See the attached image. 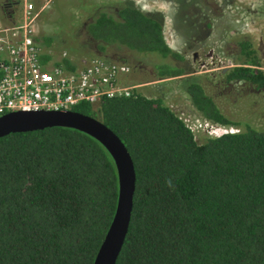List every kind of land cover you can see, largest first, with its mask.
<instances>
[{"label":"trees","instance_id":"16d2710c","mask_svg":"<svg viewBox=\"0 0 264 264\" xmlns=\"http://www.w3.org/2000/svg\"><path fill=\"white\" fill-rule=\"evenodd\" d=\"M162 15L132 1L85 26L92 40L136 53L182 60L166 45ZM38 60L50 38H34ZM36 41V42H35ZM41 47V49H39ZM241 63L222 74L264 90L255 51L237 43ZM67 71L65 58L51 63ZM160 80L179 78L201 120L237 128L221 114L189 68L157 66ZM190 75L191 77H183ZM100 121L122 143L134 170L129 223L114 264H264V131L247 125L197 143L163 102L134 90L128 97L69 108ZM114 166L95 140L46 128L0 138V264H92L112 219Z\"/></svg>","mask_w":264,"mask_h":264},{"label":"rangeland","instance_id":"374dc122","mask_svg":"<svg viewBox=\"0 0 264 264\" xmlns=\"http://www.w3.org/2000/svg\"><path fill=\"white\" fill-rule=\"evenodd\" d=\"M132 1L144 12L162 15V35L166 45L182 60L161 58L153 53H136L120 45L100 44L87 36L84 27L99 13L114 14L122 3ZM13 2H16L14 5ZM37 14L33 40L50 38V62L63 58L82 68L91 58L124 65L128 73L119 75L120 86L136 87L145 98L160 99L186 124L198 118L189 104L180 79L160 80L156 67L190 68L192 77H201L204 93L211 97L223 116L238 123L235 132L247 125L264 131V90L245 83L226 84L222 74L241 63L237 43L247 40L264 73V0H30ZM9 3L7 13L1 10ZM22 0H0V28L20 21ZM83 27V28H82ZM41 49V47L39 48ZM210 53V54H208ZM185 75L183 77H191ZM95 108V107H94ZM95 110V109H94ZM197 143L205 137L192 131Z\"/></svg>","mask_w":264,"mask_h":264},{"label":"built area","instance_id":"2783aa9c","mask_svg":"<svg viewBox=\"0 0 264 264\" xmlns=\"http://www.w3.org/2000/svg\"><path fill=\"white\" fill-rule=\"evenodd\" d=\"M22 2L19 23L0 28V116L14 111L69 110L80 103L96 109L102 100L128 97L136 88L117 82L119 75L128 73L126 66L101 58H91L82 68L71 72L53 66L50 61L40 64L33 41L37 14L30 0ZM179 119L191 132L211 138L235 132L198 118L189 125Z\"/></svg>","mask_w":264,"mask_h":264},{"label":"water","instance_id":"95a60500","mask_svg":"<svg viewBox=\"0 0 264 264\" xmlns=\"http://www.w3.org/2000/svg\"><path fill=\"white\" fill-rule=\"evenodd\" d=\"M53 127L89 136L103 147L112 160L117 183L115 208L92 264H114L126 235L134 191V170L128 152L100 121L70 110L14 111L0 116V138Z\"/></svg>","mask_w":264,"mask_h":264},{"label":"flooded vegetation","instance_id":"af4514ba","mask_svg":"<svg viewBox=\"0 0 264 264\" xmlns=\"http://www.w3.org/2000/svg\"><path fill=\"white\" fill-rule=\"evenodd\" d=\"M13 4L15 5L16 4V2H13ZM8 8H10V4L9 3H3V5H2V12L3 13H7V11L9 10ZM83 28V27H82ZM85 28V27H84ZM208 54H210V53H208Z\"/></svg>","mask_w":264,"mask_h":264}]
</instances>
